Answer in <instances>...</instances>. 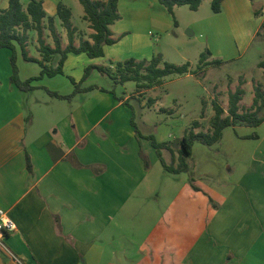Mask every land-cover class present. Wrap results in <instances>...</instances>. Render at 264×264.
Masks as SVG:
<instances>
[{
	"label": "crops",
	"instance_id": "0c3cea01",
	"mask_svg": "<svg viewBox=\"0 0 264 264\" xmlns=\"http://www.w3.org/2000/svg\"><path fill=\"white\" fill-rule=\"evenodd\" d=\"M20 1L24 6L29 2ZM59 2L43 0V8L54 18L61 49H65L67 32L56 16ZM204 2L191 12L205 10ZM62 4L71 11L74 46L81 39L91 41L93 30L83 19L84 13L85 25L77 28L71 7ZM7 5L8 0H0V9ZM183 7L173 9L178 23L177 13ZM117 8L120 19L110 26L116 43L104 47L103 57L69 53L63 74L34 81L39 83L34 89L45 96H21L9 82L0 96V210L15 224L4 243L23 264H133L135 259L148 264H264V149L251 159L254 167L247 173L252 172L227 193L199 187L193 176L192 185L200 189L196 191L189 178L176 179L184 173L162 168L147 139V124L140 119L142 132L135 120L131 101H137L140 108L147 106V93L156 87L112 96L97 86L69 100L50 96L43 89L57 90L49 87L57 76L68 79L69 88L71 80H82L84 65H77V58L87 57L92 65L113 69L111 62L153 57L146 53L147 49L152 54V33L170 26L172 16L157 0H147L144 7L118 0ZM257 10L260 14L255 16ZM247 20L251 28L246 27ZM263 21L264 0H223L221 12L204 20L200 36L209 50L215 41L230 40L233 54L225 55V48L218 46L215 59L233 63L255 43ZM31 32L26 51L29 57L40 59ZM47 33L44 28L43 40L53 48ZM10 55L1 48L0 62L7 66ZM57 60L55 56L54 65ZM22 61L38 66L22 80L39 76L38 64ZM258 70L264 75L263 68ZM152 100L149 107L157 105ZM172 151L163 150V158L164 153L173 155ZM141 152L148 159V169ZM201 203L207 210L202 227ZM189 255L192 260L186 261ZM0 264L17 263L0 249Z\"/></svg>",
	"mask_w": 264,
	"mask_h": 264
},
{
	"label": "rangeland",
	"instance_id": "374dc122",
	"mask_svg": "<svg viewBox=\"0 0 264 264\" xmlns=\"http://www.w3.org/2000/svg\"><path fill=\"white\" fill-rule=\"evenodd\" d=\"M24 1L28 2L29 0ZM61 2L71 7L75 27L83 28L85 24L82 20L81 12L83 11L79 2L77 0H61ZM126 2L128 5L133 3L141 4L142 7L147 5V0H126ZM137 6L141 7L140 5ZM204 6L205 10L202 7L196 14L192 13L188 6H184L177 13L179 23L172 16L170 17L172 21L170 26H166L162 32L154 31L152 33L153 37L150 40L153 49L152 54L149 51L147 52L146 49V53L149 55L148 58L160 54L162 62L177 66L188 63L190 70L194 74L182 76L173 74L165 77L161 85L147 93L145 101L148 103L149 98L156 100L157 105L155 107H149L147 104V106L140 108L137 101H131L139 129L142 132L145 131L144 127L139 123L141 119L147 124V133L152 135L156 141L171 142L173 155L164 153L167 163H171L172 161H174L173 163L177 162L178 141L187 131L191 130L194 122L197 121L199 123V127L194 129L195 132H207L210 129V120L214 115L212 101L215 98L226 111L228 93L229 91H234L242 79V88L247 90L240 103V109L244 111L246 109L245 106L248 107L252 101L255 85H260L264 92V75L261 76L258 70V64L264 61V31L261 28L255 43L237 61L225 63L222 58L223 63L220 65L204 66L200 64V56L206 50L211 54L208 56L209 62L217 58L216 49L218 46L225 48L226 52H222L225 55L233 54V46L230 40H221L219 43L215 41V44H212L209 50L204 36H200L204 20L210 14H214L211 11L209 0H205ZM124 21L125 19L122 20V22ZM192 21H195L194 26H187ZM245 24L247 25L246 27L251 28L252 22L247 20ZM29 35L30 38L35 37L34 39L32 38V45L37 46L36 44L34 45L37 38L36 32H31ZM47 37L51 38L48 33ZM49 38L47 41L52 42V38ZM259 43L263 47H260ZM30 52L34 55V48H31ZM76 60L77 65H84L82 80L77 82L80 83V88L99 86L107 89L112 96L114 93L116 96H123L134 94L136 91V84L134 82H126L123 85L115 84L110 77L100 75L96 69H90L85 74L87 68L95 65L90 64V59L87 57L77 58ZM22 62L20 50H17L16 64L21 80L25 75L33 73L31 72L32 70L35 72L38 69L37 65ZM3 63L0 62V96L4 94L11 75V64L8 62L6 66ZM241 72L244 76H239ZM46 82L44 81V83ZM49 83V87L57 89L55 91H58L57 93L62 96L74 93V85L69 88V84L67 85L68 79L66 78L57 76ZM38 84L37 82H32L31 86L35 88V85ZM11 85L15 87L13 84ZM15 88L21 92L19 93L21 96H45L43 95L44 92L39 93L38 89L22 91L17 87ZM79 93L81 92L75 93L74 96L79 95ZM254 133L258 136L257 139L247 138V136ZM263 149L264 123L257 128L246 126H238L235 129L231 127L226 128L223 131L221 140L211 146H206L197 141L193 142L188 164L191 167L194 178H196L195 185L206 189H221L227 193L239 179L244 175L248 176L252 172L251 170L247 173L253 164L251 159L254 156L258 157L259 154L256 153ZM171 159L173 160L171 161ZM252 166L254 167V165ZM157 168L158 170H162L161 166ZM183 175L184 177L182 178L184 180L189 178V175L184 173L180 174L176 179L181 178ZM206 219V206L201 203V227L205 224ZM185 260L191 261L192 255L187 256ZM133 264L148 263L141 259H135Z\"/></svg>",
	"mask_w": 264,
	"mask_h": 264
},
{
	"label": "trees",
	"instance_id": "16d2710c",
	"mask_svg": "<svg viewBox=\"0 0 264 264\" xmlns=\"http://www.w3.org/2000/svg\"><path fill=\"white\" fill-rule=\"evenodd\" d=\"M83 8V19L89 23V28L93 33L89 35V40L81 39L78 47L74 46V35L76 29L71 23V11L62 3H58L56 7V16L61 21L62 27L67 32L68 45L65 49H61L59 37L56 34L54 27V18L48 16L43 8V0H29L24 6L20 0H8V5L5 9H0V49L5 48L11 52L10 64L11 75L9 82L22 91L34 89L31 83L39 80L41 77H54L63 74V63L69 53L80 54L85 53L89 58H99L104 56V47L116 43L113 38L110 26L120 19L118 13V0H77ZM166 11L174 17L173 9L175 6H188L191 11H196L204 0H157ZM223 0H211L210 7L214 14L221 12V4ZM255 16L260 14L257 10ZM46 20V24L43 21ZM176 24V22H175ZM46 25V26H45ZM49 30L53 40L54 47L47 45L43 40V29ZM261 29L264 31V21L261 24ZM28 31H34L37 34L36 42L38 44L37 51L40 59L31 58L26 51ZM258 35V34H257ZM20 50L23 60L33 62L41 68L39 76L31 77L26 80H21L18 75L16 64V53ZM55 56L58 57L56 65L53 64ZM210 52L202 53L200 56V64L202 65H220L219 59H214L211 62H205ZM162 64V65H161ZM113 69L104 66H91L86 69L85 74L90 69H96L99 73L105 74L115 84H124L126 82H134L137 91L139 89H152L162 84L163 79L170 75H193L189 64L177 66L174 64L162 62L160 54L153 56L151 59L136 60L128 58L116 63L111 62ZM259 68L264 69V61L258 64ZM75 90L74 93L67 96H62L56 91H50L46 88V92L53 97L61 99H71L75 93L87 92L97 87L80 88V83H75L71 80ZM243 80L241 79L234 91L228 93V105L226 111L215 98L212 101L214 115L210 120V129L207 132H195L194 129L199 127L196 121L193 123L191 130L178 141V156L177 162L167 163L162 156L163 150H172L171 142H157L152 135L147 136L151 146L155 150L156 156L162 168L172 174L187 173L189 182L194 190L200 189L193 186V173L188 158L191 156L193 142L197 141L206 146H211L219 142L222 138L223 131L226 128H235L236 126H246L256 128L264 123V92L260 85L254 86L253 98L251 105L244 111H239V103L245 93L242 88ZM102 91L104 89L100 88ZM153 100L149 99L150 105ZM132 121V120H131ZM132 125L135 126L132 121ZM136 129V127H135ZM247 138L257 139L258 136L254 133ZM144 161L145 169L149 168V162L143 153H140ZM27 168L29 169L28 157H26Z\"/></svg>",
	"mask_w": 264,
	"mask_h": 264
},
{
	"label": "built area",
	"instance_id": "2783aa9c",
	"mask_svg": "<svg viewBox=\"0 0 264 264\" xmlns=\"http://www.w3.org/2000/svg\"><path fill=\"white\" fill-rule=\"evenodd\" d=\"M15 230L14 222L8 217V215L0 210V249L7 253L12 261L17 264H23L6 246L3 238Z\"/></svg>",
	"mask_w": 264,
	"mask_h": 264
},
{
	"label": "water",
	"instance_id": "95a60500",
	"mask_svg": "<svg viewBox=\"0 0 264 264\" xmlns=\"http://www.w3.org/2000/svg\"><path fill=\"white\" fill-rule=\"evenodd\" d=\"M190 34H192V33H190Z\"/></svg>",
	"mask_w": 264,
	"mask_h": 264
}]
</instances>
